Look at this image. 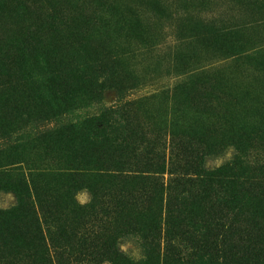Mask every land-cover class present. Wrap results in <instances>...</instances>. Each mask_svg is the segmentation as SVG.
Masks as SVG:
<instances>
[{"label":"trees","instance_id":"obj_1","mask_svg":"<svg viewBox=\"0 0 264 264\" xmlns=\"http://www.w3.org/2000/svg\"><path fill=\"white\" fill-rule=\"evenodd\" d=\"M88 2L0 0V25H14L0 45V77L12 68L0 78V191L16 197L0 209V264H264V112L229 106L180 131L148 129L126 101L91 112L103 90L121 100L135 84L108 28L138 29L115 19L130 11L118 0ZM227 146L232 159L203 167ZM127 235L139 259L118 251Z\"/></svg>","mask_w":264,"mask_h":264},{"label":"rangeland","instance_id":"obj_2","mask_svg":"<svg viewBox=\"0 0 264 264\" xmlns=\"http://www.w3.org/2000/svg\"><path fill=\"white\" fill-rule=\"evenodd\" d=\"M86 1L98 5L104 0ZM118 2L130 11L115 19H121L124 28L134 26L138 30L129 36L115 35L117 24L108 28L112 40L106 43L122 59L125 79L135 84L125 89L121 100L116 88L103 90L100 104L91 112L126 101L124 111L137 112L148 129L156 122L177 120L178 131L188 125L210 126L230 110L229 106L240 117L245 112H264V0ZM3 27L0 25L2 46L14 31L12 24ZM7 49L0 50V60H8ZM10 69H2L1 77ZM166 130L168 135L164 133L162 139L168 147L170 128ZM236 153L227 146L220 153L205 156L203 167L216 168ZM255 157L249 154L243 158L251 161ZM74 197L78 204H85L90 193L81 189ZM15 203L11 191H0V209ZM117 249L132 259L142 255L138 240L131 235L119 239Z\"/></svg>","mask_w":264,"mask_h":264}]
</instances>
